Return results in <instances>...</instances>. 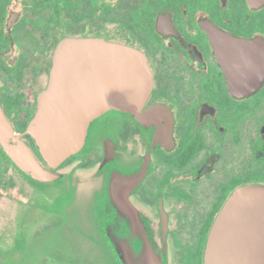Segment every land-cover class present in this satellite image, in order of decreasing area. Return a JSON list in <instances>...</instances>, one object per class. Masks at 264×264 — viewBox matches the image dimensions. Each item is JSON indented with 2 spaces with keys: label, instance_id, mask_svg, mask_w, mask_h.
Returning a JSON list of instances; mask_svg holds the SVG:
<instances>
[{
  "label": "flooded vegetation",
  "instance_id": "af4514ba",
  "mask_svg": "<svg viewBox=\"0 0 264 264\" xmlns=\"http://www.w3.org/2000/svg\"><path fill=\"white\" fill-rule=\"evenodd\" d=\"M63 41L135 50L151 90L145 125L109 111L90 123L83 150L53 170L26 129ZM80 60L76 85L90 67ZM0 109L41 165L61 176H24L0 145V264H92L107 243L104 222L124 223L109 202L111 176L141 169L128 201L151 248L163 264H203L228 200L264 186V0H0ZM249 239L263 243V234ZM84 242L97 255L69 249Z\"/></svg>",
  "mask_w": 264,
  "mask_h": 264
},
{
  "label": "water",
  "instance_id": "95a60500",
  "mask_svg": "<svg viewBox=\"0 0 264 264\" xmlns=\"http://www.w3.org/2000/svg\"><path fill=\"white\" fill-rule=\"evenodd\" d=\"M97 56L99 60L103 57L102 66H96ZM75 57L90 66L82 70L86 78L77 85ZM150 90L147 61L135 50L114 46L104 47L101 53L100 47L89 41H63L55 51L47 87L37 97L26 134L34 141L42 161L55 170L83 150L90 123L103 114L118 111L134 115L145 125L148 117L141 111ZM0 145L24 176L40 183L60 179L59 174L41 165L1 109ZM144 175L141 169L129 176L112 175L109 181V202L118 209L124 223L118 225L108 219L103 231L121 264H163L128 201ZM250 234H263V243L250 240ZM203 264H264V186L239 190L228 200L208 235Z\"/></svg>",
  "mask_w": 264,
  "mask_h": 264
},
{
  "label": "rangeland",
  "instance_id": "374dc122",
  "mask_svg": "<svg viewBox=\"0 0 264 264\" xmlns=\"http://www.w3.org/2000/svg\"><path fill=\"white\" fill-rule=\"evenodd\" d=\"M80 157L81 156H78L77 158L80 159ZM12 175H15V173L12 172V169L9 167L8 176H12ZM79 207L82 208V209H85L83 205H80ZM75 216H76L77 220L79 221V219L82 218V217H84L85 215L84 214L77 213V215H75ZM85 217L86 218L89 217L88 212H87V214H86ZM44 228H46L45 225L44 226H41V229L39 230V234L42 237H43V235H45L44 238H47L48 235L47 234H44L47 229H44ZM87 231L91 233V236H89V238L92 239L95 242V240H96L97 237L93 234L92 231H90V230H87ZM71 236H72V239H74L75 236L73 235V233L71 234ZM42 239L43 238H39V240H42ZM90 243L91 244H94L91 241H90ZM102 245H103V247H102ZM77 248L82 249L84 251V253H87L88 256H90V257H94V255H97V249L95 248V249L92 250L91 245H88L85 242L83 243V245L81 246V248L80 247H77L76 245H72V244L69 246V249L70 250H76ZM97 248H99L100 251H102L103 254L97 255L96 261H98V262H96L94 260V262H91L92 264H96V263H98V264H111V263H113L114 264L115 263V260H114V257H113V253H111V251L108 248V245H107L106 242L103 241V244H99ZM48 263H51V262H48ZM38 264H40V262Z\"/></svg>",
  "mask_w": 264,
  "mask_h": 264
}]
</instances>
